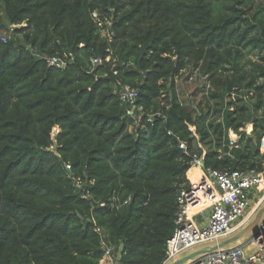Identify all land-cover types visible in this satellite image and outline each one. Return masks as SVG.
Here are the masks:
<instances>
[{
	"label": "trees",
	"instance_id": "trees-1",
	"mask_svg": "<svg viewBox=\"0 0 264 264\" xmlns=\"http://www.w3.org/2000/svg\"><path fill=\"white\" fill-rule=\"evenodd\" d=\"M1 12L17 27L0 42V264H99L106 246L119 264H162L196 143L212 146L204 168L264 165V0H0ZM65 50L64 68L38 56ZM186 70L207 75L204 100L226 96L224 133L176 90ZM116 81L151 121L125 116ZM242 91L260 134L223 156L229 129L243 140Z\"/></svg>",
	"mask_w": 264,
	"mask_h": 264
},
{
	"label": "built area",
	"instance_id": "built-area-1",
	"mask_svg": "<svg viewBox=\"0 0 264 264\" xmlns=\"http://www.w3.org/2000/svg\"><path fill=\"white\" fill-rule=\"evenodd\" d=\"M92 17L97 22L102 35L111 38L113 32L110 30L112 26L110 19L102 20L96 12L92 13ZM8 40L0 34V42L5 43ZM38 56L43 58L49 66L55 68H64L74 61L73 53L68 50L59 55L45 56L39 54ZM105 60H109V57ZM102 62L103 59L99 57L90 59L92 68L102 64ZM112 72L117 74V70L114 68ZM195 76H197L196 73L187 75L186 81H193ZM198 81L203 86L204 91L202 93L207 95L210 90L207 75H198ZM114 93L124 107L125 116L131 119L134 125L139 126L144 119L151 121L154 114L144 115V109L138 103L139 90L137 88L116 81L114 83ZM181 104H183L182 101ZM190 129L194 131V125L190 126ZM231 131L238 138L232 139L227 133V141L223 146V156L231 157L232 150L240 147L239 135L233 130ZM179 147L185 152L187 151L185 142L181 141ZM261 149L264 157V137ZM205 152L203 149L200 153H193L190 167L199 166L203 169L204 174L211 181V184H206L205 188L207 190L214 188L217 191L218 198L211 201L208 206L196 212H191L193 200L190 188L183 189L180 192L177 199L178 210L174 220L175 228L165 244V260L191 246L218 239L232 232L237 223L247 213L251 199L258 198L264 193V165L246 170L204 168L203 158ZM66 168L69 169V165H66ZM207 209L209 211L204 219L196 220L198 215ZM250 248H255V252L250 253ZM119 257L120 248L106 246L103 248V255L99 264H119ZM186 264H264V222L259 227V235L255 239H250L246 244L210 253Z\"/></svg>",
	"mask_w": 264,
	"mask_h": 264
},
{
	"label": "rangeland",
	"instance_id": "rangeland-1",
	"mask_svg": "<svg viewBox=\"0 0 264 264\" xmlns=\"http://www.w3.org/2000/svg\"><path fill=\"white\" fill-rule=\"evenodd\" d=\"M0 17H1L0 34L2 36H4V37L10 39L13 28H15L17 26H15V25H6L7 21H6V18L4 17L3 12L0 13ZM256 54H258L257 51H254L252 53V55L248 56V58L253 60V61H257V57L258 56ZM262 54H264V52ZM189 72H190V70H186L181 75H179V77L177 79L175 78L174 82H175V85H176V90L181 95V97L184 100L187 101L188 105H190L191 107H194L196 110L202 109L203 112H206L207 110H209V112H212V115H211V117L209 119L210 123L212 125H214L216 123H220L222 125L223 133H224V125H225V121H224L225 118L224 117H225V112H226L225 111L226 110V108H225L226 107V96H224L223 98H221L219 100H214V101L213 100L212 101L211 100H209V101L204 100L202 95H201V92L198 91V90H201V85H200V82L198 81V74H197V76H195V79L193 81L189 82V81H186V77H187ZM222 93H225V92H222ZM238 98L241 99L239 105H244L245 107H247L246 116L241 120L243 140L240 143V147L243 146L244 142L246 140H248V139L250 141H252L251 143H252V145L254 147L256 142H257V137L260 134V129L259 128L253 129V124L255 122L254 120H256L258 115L255 114V112L252 110V102L245 96L244 91H242V93L238 94ZM159 103L160 104L165 103L164 98H162V100H160ZM198 106H200V107H198ZM57 130H58L57 127L53 128L52 133H51L52 137H54V135L56 134ZM263 137H264V128L262 130V135H261V137L259 139L260 143L258 144V150L260 152L261 161L263 160V158H262V149H261V143H262ZM196 147L199 148V149L200 148L208 149V148H210L212 146L211 145H207V144H203V143H196ZM221 149H223L222 145H221ZM238 151H241V150H238ZM191 181H194L195 183H197V179L192 178ZM263 204H264V193L262 194V196L260 195L258 198L254 197V198L251 199V201L249 203V206H248L247 213H249V211L253 207L255 208V210L249 216V219L247 220V222L251 218H253L254 213ZM207 214H208L207 211L200 213L198 215V217L196 218V220L199 217H200V219H202ZM239 228H240V226L236 227L232 231L235 232ZM253 252H255V248H252L251 251H250V253H253Z\"/></svg>",
	"mask_w": 264,
	"mask_h": 264
},
{
	"label": "water",
	"instance_id": "water-1",
	"mask_svg": "<svg viewBox=\"0 0 264 264\" xmlns=\"http://www.w3.org/2000/svg\"><path fill=\"white\" fill-rule=\"evenodd\" d=\"M263 222L264 204L254 213L253 218L240 226L235 232L232 231L218 239L202 242L184 249L175 256L165 260L162 264H186L210 253L244 245L250 239H255L259 235V227Z\"/></svg>",
	"mask_w": 264,
	"mask_h": 264
},
{
	"label": "bare ground",
	"instance_id": "bare-ground-1",
	"mask_svg": "<svg viewBox=\"0 0 264 264\" xmlns=\"http://www.w3.org/2000/svg\"><path fill=\"white\" fill-rule=\"evenodd\" d=\"M229 137L232 139H236L238 138L237 136H235V134H233L232 131H229ZM187 175L190 179L195 178L197 179V182L200 183V185L202 186V188L208 192L209 194V198H208V203L207 205H209L211 203V201L216 200L218 198V194L217 191L215 194H212V191L214 190V188H212L211 190H207L205 188L206 184H211V181L206 177V175L204 174V172L201 170V168H199V166H195L193 167L191 170H188ZM202 208V207H201ZM200 209V208H199ZM198 209V210H199ZM255 208L253 207L249 213H246L243 218L237 223V225L234 227V229L236 227L242 226L245 222H247V220L249 219V216L254 212ZM194 212V211H191ZM233 229V230H234Z\"/></svg>",
	"mask_w": 264,
	"mask_h": 264
},
{
	"label": "crops",
	"instance_id": "crops-1",
	"mask_svg": "<svg viewBox=\"0 0 264 264\" xmlns=\"http://www.w3.org/2000/svg\"><path fill=\"white\" fill-rule=\"evenodd\" d=\"M226 142V141H225ZM224 146V145H223ZM240 148V147H239ZM239 148H237V149H239ZM204 150H206L205 148H203ZM234 150H236V149H234ZM234 150H232V154H233V151ZM223 151H224V149H223ZM193 167H190L189 168V170H191ZM199 168H201V167H199ZM201 170L203 171V169L201 168ZM188 172V171H187ZM186 176H187V179L189 180V188H190V194H191V196H192V200H193V203H192V206H191V211H194V212H196V211H198V209L200 208V209H202V208H204V207H206V206H208L207 205V203H208V198H209V195H211V194H209L208 192H206L203 188H202V186L200 185V183L199 182H197V183H195L194 181H190V178L188 177V175H187V173H186ZM195 179V178H194ZM194 184H193V183ZM216 193V190L214 189L213 191H212V194H215ZM202 207V208H201ZM199 209V210H200ZM207 211V213H208V209L206 210ZM205 211V212H206ZM199 220H203L204 219V217L202 218V219H200V217L198 218Z\"/></svg>",
	"mask_w": 264,
	"mask_h": 264
}]
</instances>
